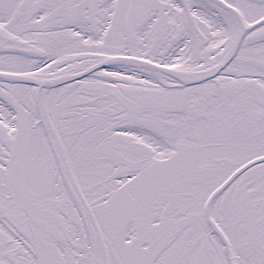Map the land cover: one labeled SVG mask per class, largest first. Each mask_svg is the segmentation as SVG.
I'll list each match as a JSON object with an SVG mask.
<instances>
[{
  "label": "snow or ice",
  "instance_id": "6c2138e0",
  "mask_svg": "<svg viewBox=\"0 0 264 264\" xmlns=\"http://www.w3.org/2000/svg\"><path fill=\"white\" fill-rule=\"evenodd\" d=\"M0 264H264V0H0Z\"/></svg>",
  "mask_w": 264,
  "mask_h": 264
}]
</instances>
